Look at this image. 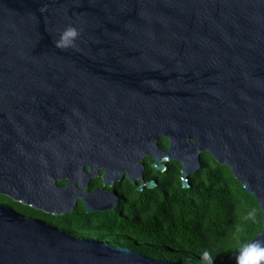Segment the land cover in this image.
<instances>
[{"label": "water", "instance_id": "95a60500", "mask_svg": "<svg viewBox=\"0 0 264 264\" xmlns=\"http://www.w3.org/2000/svg\"><path fill=\"white\" fill-rule=\"evenodd\" d=\"M202 151L261 211L227 260L152 258L0 203V264H264V0H0V193L63 214L77 194L56 181L85 164L178 160L189 187Z\"/></svg>", "mask_w": 264, "mask_h": 264}, {"label": "trees", "instance_id": "16d2710c", "mask_svg": "<svg viewBox=\"0 0 264 264\" xmlns=\"http://www.w3.org/2000/svg\"><path fill=\"white\" fill-rule=\"evenodd\" d=\"M159 146L168 142L159 138ZM201 167L183 187L181 163L170 160L161 188L146 198L133 196L122 209L87 213L83 206L55 216L60 229L76 237H92L122 245L152 258L177 263L223 262L262 229L255 197L205 151ZM162 189V191H161Z\"/></svg>", "mask_w": 264, "mask_h": 264}, {"label": "flooded vegetation", "instance_id": "af4514ba", "mask_svg": "<svg viewBox=\"0 0 264 264\" xmlns=\"http://www.w3.org/2000/svg\"><path fill=\"white\" fill-rule=\"evenodd\" d=\"M164 149V148H163ZM154 159L150 156H144L139 160L141 167L133 166L130 164H116L109 166L107 164L93 163L85 164L83 170L78 172L75 177L70 179L67 175L57 180L56 183L62 187L70 186V194H77L75 204L68 212H72L79 209L80 206L86 211L83 205L80 194H91L95 191L100 192L103 195L105 203H110L116 197V205L113 210L122 209L124 204L129 203L133 196L142 197L144 200L150 191L161 188L163 182V175L159 172H165L169 166V161H163L165 168L160 171L152 166ZM149 180H154L156 186L148 188L146 183ZM193 178L191 174L188 177V181L192 184ZM73 181L71 185L69 182ZM141 186V189H137ZM162 191V189H161ZM80 193V194H79ZM0 203L13 209L17 213L21 214L27 219L37 218L49 225L61 228L59 224L55 222V216L61 214H55L51 212H45L38 208H34L20 200L10 197L8 194L0 193ZM93 206V205H92ZM111 210V211H113ZM104 210H91L87 213H95ZM66 212V213H68ZM64 214V213H63Z\"/></svg>", "mask_w": 264, "mask_h": 264}]
</instances>
